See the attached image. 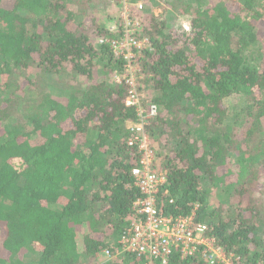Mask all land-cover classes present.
<instances>
[{"label":"trees","instance_id":"1","mask_svg":"<svg viewBox=\"0 0 264 264\" xmlns=\"http://www.w3.org/2000/svg\"><path fill=\"white\" fill-rule=\"evenodd\" d=\"M154 1L172 14L145 4L137 63L159 110L147 132L174 200L163 214L194 212L237 264H264V0ZM117 2L0 0V264L147 260L97 256L118 248L141 197L135 114L110 80L125 63L109 47L123 35L108 26ZM165 264L204 262L174 252Z\"/></svg>","mask_w":264,"mask_h":264},{"label":"built area","instance_id":"2","mask_svg":"<svg viewBox=\"0 0 264 264\" xmlns=\"http://www.w3.org/2000/svg\"><path fill=\"white\" fill-rule=\"evenodd\" d=\"M145 4L143 0H118L116 24L119 25L111 30L123 35L109 45L114 56L125 61L123 70L114 71L110 80L125 87L124 105L135 114V121L127 126V146L138 154L131 175L141 197L131 205L132 217L125 235L118 241V248L102 250L97 256L108 261L135 254L146 256L145 264H165L176 252L181 259L192 257L204 264H237L233 255H227L214 238L207 236L206 225L194 221V212L186 217L163 214V209L174 200L168 198L167 173L147 132L149 124L159 116V110L157 105L149 103L151 95L140 89L141 69L137 63L141 53L150 48L146 38L137 37L144 26L139 14L143 13Z\"/></svg>","mask_w":264,"mask_h":264},{"label":"rangeland","instance_id":"3","mask_svg":"<svg viewBox=\"0 0 264 264\" xmlns=\"http://www.w3.org/2000/svg\"><path fill=\"white\" fill-rule=\"evenodd\" d=\"M145 3H147V5H146V8H148V6H149V8H148V11H147V13L149 12V13H155L156 15H160V14H165V16L167 17V15H169L170 13L172 14V12L169 10L168 12L166 11V8H165V5H163V4H160V5H153V3H155V1L154 2H150V0H143ZM3 6H4V8H9L10 7V4L8 3V2H4V4H3ZM96 16L97 17H99L98 15H100L101 13L100 12H98V11H96ZM102 15V14H101ZM110 15L112 16V17H114V19H116L118 16H119V12H118V6L116 7V6H114V8H113V10H112V12L110 13ZM100 18V17H99ZM118 21H111L109 24H108V26H109V28L111 29L112 27H114L115 25H119V24H116ZM180 25V27L181 28H183L184 30H187L188 29V20L187 19H185V18H182V17H178L177 15L175 16V22H173V27H178ZM259 28H260V30H261V33H260V35H261V37H262V39L264 40V22H262L261 23V25L259 26ZM54 93H59V91H57V90H54V92H53V94ZM230 102L231 103H233L234 102V100L233 101H227L226 102V106H227V108H230ZM226 169H230V170H232V171H234V172H236V169H234L233 167H231V166H229V167H227ZM230 177H232V178H234V176L231 174V175H229ZM228 179H230V178H228ZM232 180V179H231ZM259 184V186H258V188H260V190H262V188H263V185H264V177H262V178H260L259 179V182H258ZM213 199H214V197H213ZM84 233H86V229L84 230V227L83 228H81L80 229V231H79V234H78V236H77V240H78V246H79V249H81L82 248V240H83V235H84ZM99 259H101V261L103 260L102 258H100V257H98Z\"/></svg>","mask_w":264,"mask_h":264},{"label":"crops","instance_id":"4","mask_svg":"<svg viewBox=\"0 0 264 264\" xmlns=\"http://www.w3.org/2000/svg\"><path fill=\"white\" fill-rule=\"evenodd\" d=\"M79 247V246H78Z\"/></svg>","mask_w":264,"mask_h":264}]
</instances>
